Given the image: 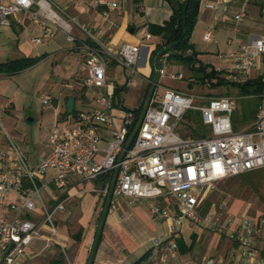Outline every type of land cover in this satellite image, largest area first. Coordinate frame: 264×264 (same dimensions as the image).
<instances>
[{"label":"built area","instance_id":"1","mask_svg":"<svg viewBox=\"0 0 264 264\" xmlns=\"http://www.w3.org/2000/svg\"><path fill=\"white\" fill-rule=\"evenodd\" d=\"M234 1L200 0L198 14H221L237 25L247 18V12L236 9ZM94 4L117 7L116 3L101 0ZM51 6L47 0L1 1L0 27H8L13 15L22 14L40 26V36L32 40L35 44L52 39L57 32L74 44L72 29L79 30L85 36L79 43L84 71L80 89L90 91L91 97L88 104L72 107L70 114L53 122L46 136L48 153L33 167L14 149L0 150V264H16L23 259L30 243L43 238L44 227L58 242L52 215L64 211L63 203L57 200L48 207L41 193L50 188L65 190L73 179L100 180L98 197L103 207L107 202L108 211L117 208L121 200L129 205L142 200L153 202L150 214L154 220L168 221V233L155 246L150 264H182L178 262L179 233L175 229L184 221L236 243L243 264H253L255 236L264 233V213L257 220L229 217L219 223L213 219L215 212L203 216L201 210L213 184L264 168V108L258 109L253 123L234 132L233 99L214 97L207 105L198 106V101L205 100L202 96L162 89L153 94L145 113L137 117L116 100V86L106 77V71L109 63L116 62L124 69V89L137 87L138 79H143L138 68L140 46L123 44L111 50L62 12L69 22L61 19ZM260 17L264 20V7ZM102 19L109 28L115 26L107 13ZM136 35L140 44L153 41L147 23L137 27ZM202 40L215 41L212 29L202 35ZM226 43L235 45L236 50L220 56L228 68L215 71L223 72L224 79L236 84L246 81L251 71H261L264 84V36L242 40L234 34ZM189 54L188 50L184 55ZM168 59L169 53L165 52L160 59L159 77L182 80L181 74L167 73ZM260 95L264 98V85ZM50 101L45 96L41 103ZM189 111L200 114L202 124L209 127L207 137L182 138L176 133ZM160 198L172 201L174 207L157 206ZM36 209L39 214H35ZM198 264L215 262L206 258Z\"/></svg>","mask_w":264,"mask_h":264},{"label":"crops","instance_id":"2","mask_svg":"<svg viewBox=\"0 0 264 264\" xmlns=\"http://www.w3.org/2000/svg\"><path fill=\"white\" fill-rule=\"evenodd\" d=\"M1 1L7 2L10 0H0V2ZM47 1L58 12L66 13L68 18L88 29L97 40H100L111 50L117 49L123 44L140 46L141 55L138 68L141 76L143 77L141 80L143 82L142 94L137 96L140 105L138 104L137 107L129 108L123 103V95L128 91L124 89L126 77L124 69L117 65L116 62L109 63L108 69L106 71V77L114 83L117 89H121L118 98H115L118 102H122L126 109L135 111L142 106L144 107L145 104L143 105V101L145 100L146 102V93L148 87L153 81L152 76L156 74L155 60L153 65L151 56L152 52L155 50V47L160 43V39L153 37L152 42L140 44L139 38L136 35V29L142 23L161 26L164 22L168 21L172 15L171 3H174L175 1L183 3L185 0H170L171 3L165 0H101L102 2L116 3L117 7L115 9H109L105 8L104 6H98L96 10L92 8L94 7L93 5H95L93 0ZM233 6L236 9H239L235 6V1ZM247 6L248 0H246L244 5L241 7L246 10L247 18L237 25L231 22L228 17L226 18L221 14L217 15L209 11H204L198 14V16H200L199 18L197 16V22L194 28H196V26L199 24L202 26L203 32L201 34V40L202 35L212 29L215 41L207 44H212L217 47L215 56L218 58V60H220V56H225L236 50L235 45L229 46L226 43L227 39L232 37L234 34L236 37L241 38L242 40L264 36V34H254L253 31L255 27L253 28L252 32L248 34L241 32L240 29L237 28V26H243L242 24H245V21L248 19V17L250 18L248 9L246 8ZM103 13H107L109 18L113 20L115 23L113 28H109L105 24L102 19ZM219 25L235 26L233 30L226 31L223 41L221 40L220 34L218 33ZM130 29L133 31L130 32ZM194 32L195 31H193L191 35L190 43L193 46V50L199 54L197 58L200 60V52L195 50V45L192 41ZM55 35L53 36L54 39L56 38ZM72 35L76 41L71 47H62L65 49L60 48L57 50L54 48L52 49V47L49 46L46 51L34 56H41L42 59L47 56V54L52 56L53 61L51 63V69L55 70L56 75H59L56 77L60 79L61 83V85L56 90V98L51 101L53 109L50 114L49 129L55 120L63 118L58 116L61 113V106L58 101L59 97H65L63 105L64 111L65 101L67 98L70 97L75 99V101H73V108H76L80 107V104H88L91 97L90 91L80 89V86L78 87L77 84L73 82L77 73L80 72V74L77 75L79 80L84 75L83 53L79 49V43L85 40V36L75 27L72 29ZM39 36L40 26L38 24L28 21L22 14L13 15L9 19L8 27H0V57L6 56L7 50L9 48L15 51V54L18 56V58L30 57L28 52L30 45L35 44L32 40ZM202 42L204 41L202 40ZM220 42L226 48L223 51H220L218 47ZM109 60H113V58H109ZM58 62L59 65L61 64L63 67V70L61 71L57 65ZM253 72L256 74L255 78L260 77L262 79L261 71ZM167 73L182 75V65H179L173 61L169 62ZM10 78L11 77L0 76V82ZM0 101L6 102V96L2 95V91H0ZM46 136L37 158H41L48 153ZM36 161L37 159L31 161L30 167H33ZM49 175H51V172ZM99 183L101 184L100 180L93 181V183L90 184V182H80L73 179L70 186L65 190L54 191L50 188L53 190V192L50 193V195L46 198L47 206L50 207L57 200H59L63 203L64 207L63 212H55L52 215L53 224L55 228L58 227L59 232L56 231V234L59 243L57 241L55 243L52 242V239L49 237L48 229L44 227L42 230L43 238L32 241L25 250L24 258L19 260L16 264H24V262L27 261L28 263L29 261L36 262L39 256H46L47 262L45 264H128V251L131 249L128 246V244H130L128 240L129 238L124 233L127 228L126 220L132 217V215H135L133 207H135L136 204H140L142 201L148 200L138 201L133 205H129L126 200H121L120 205L117 208L109 210L104 216V220L99 231L100 237L98 243L95 246L94 241L98 226L96 229L95 225H93V222L96 220L99 225L101 218L100 215L98 220L101 207L99 209L98 215L96 214V206L98 201H100L98 197V191L102 186H100ZM85 194L87 196L83 203H81V199ZM241 207L242 206L239 203L234 204L231 207L229 212L231 213L230 216L232 219L247 217L244 213H242ZM239 214L241 215L237 217ZM252 220H254V218ZM68 225L75 227L78 232L72 236L66 235V230L64 227ZM178 235V239H182L185 246H187L185 243L186 241L184 240L185 238H180V233ZM209 237L211 239L212 234H210ZM157 241L160 243L163 240ZM152 250L153 253H155V248ZM92 252L93 254L91 256ZM253 254V264L259 261L264 264V233L262 232L257 233L255 236ZM90 257L91 260L89 262ZM206 258L213 259L215 264H243V259L239 254L237 244L223 236H218L217 241L210 249L202 252L200 256H196L195 259L192 258V264H198ZM178 262L184 264L182 255H180V253ZM170 264H175V262L172 261Z\"/></svg>","mask_w":264,"mask_h":264},{"label":"rangeland","instance_id":"3","mask_svg":"<svg viewBox=\"0 0 264 264\" xmlns=\"http://www.w3.org/2000/svg\"><path fill=\"white\" fill-rule=\"evenodd\" d=\"M245 1L246 0H235V6L237 8H241ZM93 6L94 7L92 8L94 10L98 7V5ZM263 7V0H248V6L246 8L248 9L250 18L248 17L245 24H242L243 26H237V28H239L241 32L248 34L252 32L255 27L253 31L254 34H264V20L260 17L261 9ZM51 8L61 19L69 22L53 6H51ZM64 15L68 17L66 13H64ZM218 28V33L223 41L226 31L233 30L235 26L219 25ZM193 31L195 32L192 41L195 45V50L200 52L201 63L209 65L214 69L222 71L226 70L228 65L225 62L218 60L215 56L217 47L212 44L202 42V26L199 24ZM55 36L56 38H53L50 41L42 42L37 45L31 44L28 51L30 58H36L34 56L46 51L49 46L52 47V49L54 48L58 50L62 47L69 48L73 45L64 41V35L61 32H57ZM218 47L220 51L226 49L221 42ZM17 58L18 56H16L15 51L9 48L6 56L0 57V63ZM52 61V56L47 54V56L40 59L36 65L12 76L10 79L0 82V91H2V95L6 96V102L0 101V150L8 152L7 150L10 151L14 149L21 155L29 167L31 161L39 159L37 157L50 127L49 120L53 109L51 104L52 102L50 101L43 105L41 101L45 96L51 98L53 101V99L57 96L56 90L61 85L60 79L56 77L59 75H56L55 70L51 69ZM57 65L59 66L60 71L63 70V67L61 64L59 65V62ZM182 72V80L180 81L171 80L167 76L159 77L155 85L154 93H159L162 89H171L186 92L195 96H202L205 100L198 101L196 103L198 106L207 105L208 99L214 97L231 98L235 102V110L231 118L234 132L242 131L253 123L258 109L260 107L264 108V98H260L261 93L255 96L245 95L234 86L214 89L207 84L201 85L196 83V78L187 70L185 66H182ZM78 74H80V72L75 75V80L73 82L79 87L80 80L77 77ZM255 77L256 74L251 71L247 80L254 79ZM190 84L191 87H189ZM142 87L143 82L138 79V87L130 88V90L123 95V103L125 106L129 108L137 107L139 104L137 96L142 94ZM64 99L65 97L58 98L61 106V113L58 115L59 117H64L62 116L64 111ZM144 104L145 100L143 101V105ZM176 133L182 138L207 137L209 135V127L202 124L200 114L197 113L196 120L192 122L183 119V121L179 123ZM46 174L49 175L50 172H47ZM229 180L230 179L215 183L210 187L202 206L203 216L208 214L210 211L215 212L216 217L213 219L222 223L224 218L231 217V213L229 211L231 207L237 203L242 206V213H244L249 219H253L264 213V180L261 181V184L258 187V193L252 192L250 188L245 186L240 181L234 182L229 186ZM91 183L93 182H90V184ZM101 185L102 183L100 186ZM52 192L53 190L48 189L41 193L45 203L47 196H49ZM234 194L238 195V198H235ZM86 196L87 195L85 194L81 199V203H83ZM152 205V201H142L140 204H136L135 207H133L135 215H132V217L126 220L127 232L125 231L124 233L129 238L128 240L130 244H128V246L131 249L128 251V264L134 263L145 252L150 249H154L158 244L157 240H165V236L168 233V221L160 219L154 220L152 218V215L150 214V207ZM158 205L160 207H164L166 205H169L172 208L174 207L172 201L163 198H160L157 201V206ZM100 207L101 202L98 201L96 206L97 215ZM35 214H39L37 209L35 210ZM240 215L241 214L237 215V217ZM93 225H95V228L97 229L98 223L96 220H94ZM64 229L66 230V235L70 236L78 232L75 227H71L69 225L65 226ZM56 231L59 232L58 227H56ZM175 231L180 233V238H185L184 240L186 241L185 243L187 246L191 245L189 252L180 254L182 255L184 264H192V258L195 259L196 256H200L202 252L210 249L217 241V237L220 236L218 233L211 232L204 227H195L188 221H184L181 226L175 229ZM210 234H212L211 239L209 237ZM51 239L53 243L57 241L56 238ZM92 254L93 252L91 253V256ZM90 260L91 257L89 258V262ZM46 262V256H39L36 262L29 261L28 263L27 261L24 262V264H45Z\"/></svg>","mask_w":264,"mask_h":264},{"label":"trees","instance_id":"4","mask_svg":"<svg viewBox=\"0 0 264 264\" xmlns=\"http://www.w3.org/2000/svg\"><path fill=\"white\" fill-rule=\"evenodd\" d=\"M165 1L171 3L170 0H165ZM186 1L187 0H185L183 3H179L177 1L171 3L172 15L169 18V20L164 22L161 26L149 25V31L151 35L153 37H157L160 39V43L155 47V50L152 52V56H151L152 64L154 65L155 57L161 50L175 44L173 49L168 51L169 62L173 61L178 63L179 65L185 66L187 70L196 78V83H199L201 85L207 84L208 86L214 89L220 87L234 86L237 87L240 90V92H242L245 95H253V96L259 95L264 85L260 77L255 79H249L244 81L243 83L236 84L224 79L223 72H217L213 67L209 65H204L201 63L200 60H198L197 57L199 54L193 50V46L190 43V39L197 22L200 0H188L187 9L185 13V22H184L185 33L182 36L181 16ZM188 50L190 51V54L184 55ZM40 59H42L41 56L36 58L21 57L18 59L7 60L5 62H2L0 63V76L12 77L34 66L39 62ZM153 78L154 75L152 76V79ZM150 87L151 85H149L148 87L146 98L148 96ZM189 87H191V84L189 85ZM120 91L121 89L119 90L116 88L115 97L118 98ZM72 100L75 101L74 98H72ZM142 108L143 106L134 111L137 117L140 116L142 112ZM62 115L63 116L66 115L65 111L63 112ZM196 117H197V113L187 112L184 116V120L192 122L196 120ZM263 180H264V168L231 178L228 184L230 186L234 182L240 181L245 186L250 188L252 192L258 193V187L261 184V181ZM234 197L238 198V195L234 194ZM102 209H103V204L101 205V210L98 216V220L100 218ZM107 212H108V207L106 208L105 215L107 214ZM202 212L203 209L201 213ZM260 216H257L254 219L257 220ZM99 237L100 234H98L95 246L98 243ZM176 242L180 254H185L186 252L190 251L191 245L188 247L185 246L182 239H178ZM154 256L155 253H153V250L150 249L132 264H150Z\"/></svg>","mask_w":264,"mask_h":264},{"label":"water","instance_id":"5","mask_svg":"<svg viewBox=\"0 0 264 264\" xmlns=\"http://www.w3.org/2000/svg\"><path fill=\"white\" fill-rule=\"evenodd\" d=\"M187 2L188 0L186 1L184 7H183V12H182V16H181V28H182V36L184 35L185 33V13H186V9H187ZM133 30L130 29V32H132ZM175 44H173L172 46H169L163 50H161L155 57V67H156V74H155V77L152 81V84H151V87H150V90H149V93H148V96H147V99H146V102H145V105L143 107V110H142V114L143 115L146 111V108H147V105L151 99V97L153 96V93H154V89H155V85L157 83V80L159 78V69H160V59L161 57L165 54V52H168L170 50L173 49ZM65 113L66 114H70L71 111H72V107H73V100L72 98H67L66 101H65ZM106 208H107V202H105L104 204V207L102 209V214H101V218H100V221H99V225H98V229H97V234H96V237H95V241L94 243H96V240H97V237H98V234H99V231L101 229V226H102V223H103V220H104V216H105V212H106Z\"/></svg>","mask_w":264,"mask_h":264},{"label":"bare ground","instance_id":"6","mask_svg":"<svg viewBox=\"0 0 264 264\" xmlns=\"http://www.w3.org/2000/svg\"><path fill=\"white\" fill-rule=\"evenodd\" d=\"M59 20V22H61L62 23V21L60 20V19H58ZM63 24V23H62Z\"/></svg>","mask_w":264,"mask_h":264}]
</instances>
